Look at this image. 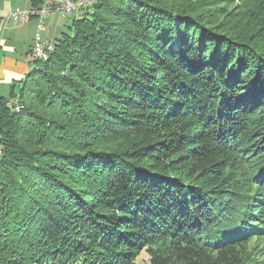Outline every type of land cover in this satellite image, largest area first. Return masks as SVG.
Returning <instances> with one entry per match:
<instances>
[{
    "label": "trees",
    "instance_id": "16d2710c",
    "mask_svg": "<svg viewBox=\"0 0 264 264\" xmlns=\"http://www.w3.org/2000/svg\"><path fill=\"white\" fill-rule=\"evenodd\" d=\"M83 12L0 99V264H264V0Z\"/></svg>",
    "mask_w": 264,
    "mask_h": 264
},
{
    "label": "crops",
    "instance_id": "0c3cea01",
    "mask_svg": "<svg viewBox=\"0 0 264 264\" xmlns=\"http://www.w3.org/2000/svg\"><path fill=\"white\" fill-rule=\"evenodd\" d=\"M30 5L29 0H0V99H7L13 91L18 93L35 67L31 49L39 18L19 23L10 19L12 13L31 10Z\"/></svg>",
    "mask_w": 264,
    "mask_h": 264
},
{
    "label": "built area",
    "instance_id": "2783aa9c",
    "mask_svg": "<svg viewBox=\"0 0 264 264\" xmlns=\"http://www.w3.org/2000/svg\"><path fill=\"white\" fill-rule=\"evenodd\" d=\"M97 0H51L44 3L41 9H31L22 12H15L10 15V19L15 23L28 22L33 17L39 18V28L36 39L32 45L31 55L33 57H41L46 50V47L51 44V40L45 39L41 36V31L45 26V20L53 13L56 12L62 17L71 16L77 11H88L93 8V3ZM9 109L15 107V98L8 104Z\"/></svg>",
    "mask_w": 264,
    "mask_h": 264
},
{
    "label": "rangeland",
    "instance_id": "374dc122",
    "mask_svg": "<svg viewBox=\"0 0 264 264\" xmlns=\"http://www.w3.org/2000/svg\"><path fill=\"white\" fill-rule=\"evenodd\" d=\"M44 3L50 2L51 0H43ZM30 2V0H29ZM42 7V6H41ZM37 8L38 9H41ZM34 9V8H32ZM27 11V10H25ZM83 11L74 12L71 16L62 17L60 14L53 12L48 20H45V26L41 31V34L48 38V40L56 41L59 40L64 34H70V28H72V23L75 20L81 19L83 17ZM34 59V58H32ZM34 61H36L34 59ZM10 98V95L7 96V99ZM17 106V107H16ZM21 109V110H20ZM24 109V106L19 102L18 97L15 98V107H12L11 110L15 113H20ZM1 138V137H0ZM1 141V140H0ZM2 150V149H1ZM2 156V155H1ZM1 159V157H0ZM137 264H148V257L143 254L137 261Z\"/></svg>",
    "mask_w": 264,
    "mask_h": 264
},
{
    "label": "bare ground",
    "instance_id": "6f19581e",
    "mask_svg": "<svg viewBox=\"0 0 264 264\" xmlns=\"http://www.w3.org/2000/svg\"><path fill=\"white\" fill-rule=\"evenodd\" d=\"M96 3H97V1H96ZM96 3H93V8H89L88 11H92L94 9V6ZM54 48H55L54 41H51V44L46 47V50H44V52L42 54V58L41 57H33V58L37 61H47L48 60L47 58H49V56H50L51 52L54 50Z\"/></svg>",
    "mask_w": 264,
    "mask_h": 264
}]
</instances>
